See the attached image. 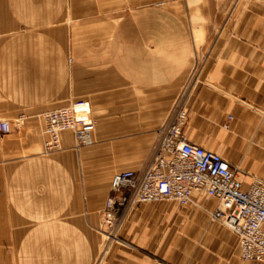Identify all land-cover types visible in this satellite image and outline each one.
Wrapping results in <instances>:
<instances>
[{
	"label": "crops",
	"instance_id": "1",
	"mask_svg": "<svg viewBox=\"0 0 264 264\" xmlns=\"http://www.w3.org/2000/svg\"><path fill=\"white\" fill-rule=\"evenodd\" d=\"M77 100L97 122L92 144L77 152L73 135H60L65 155L49 160L43 182L44 209L58 213L43 215L75 218L69 238L60 226L61 247L90 255L12 264H261L239 259L236 236L210 221L216 202L203 194L184 208L129 205L103 258L94 253L106 242L92 230L108 175L148 166L176 105L189 142L238 169L244 186L264 180V0H0V121L10 122L0 133V216L6 186L7 199L34 200L27 178L36 173L42 115ZM77 153L79 162H63Z\"/></svg>",
	"mask_w": 264,
	"mask_h": 264
},
{
	"label": "built area",
	"instance_id": "2",
	"mask_svg": "<svg viewBox=\"0 0 264 264\" xmlns=\"http://www.w3.org/2000/svg\"><path fill=\"white\" fill-rule=\"evenodd\" d=\"M90 115L86 100L44 113V153L62 150L63 132L73 135L74 148L89 145L94 128ZM185 119L184 109L174 106L157 130L148 166L141 171H119L111 177L103 226L112 229L129 205L171 201L186 207L195 194H203L216 202V207L208 211L209 218L236 236L240 260L264 264V180L253 178L244 186L238 169L219 154L188 141L183 132ZM0 132H10L7 121L0 122Z\"/></svg>",
	"mask_w": 264,
	"mask_h": 264
},
{
	"label": "rangeland",
	"instance_id": "3",
	"mask_svg": "<svg viewBox=\"0 0 264 264\" xmlns=\"http://www.w3.org/2000/svg\"><path fill=\"white\" fill-rule=\"evenodd\" d=\"M90 111H91V115H90L91 120L94 122V128L92 130L93 132L97 126V122L92 116L91 106H90ZM8 123L10 124V122ZM19 123H18L19 128H21V122ZM40 123H41V127L39 129V133H40L39 135L42 138L40 142L41 146L38 148L35 154L36 156L35 160L37 162L36 173L34 175V178L31 177L27 178L29 181H33V183L29 185L31 188L29 194L34 196V200L26 201V200L7 199V197H10L12 194L11 195L9 194V191L7 190V186L4 187L3 200L1 202L2 216H0V260H2V264H12L13 260H59L60 257H62L63 259L66 258L67 260H72L76 256L80 257V256L90 255L89 250H81V249L77 250L75 248H70V247L68 248L61 247V245H63L64 243H60L59 240L60 226L63 229V233L65 231V226L67 227V235L69 238V235H71L73 230L70 227L71 225L70 222L75 218L58 216V215L56 216L43 215L44 213L47 214L53 212L58 213V211H54V210L49 211L48 208L47 210L44 209V205H47L48 207L49 202L43 201V196H44L43 182L45 175L47 179L49 177V168H48V166H50L48 165L49 160H52L53 158H56L58 156H64L65 153L63 148L61 151L58 152H53L48 154L44 153V142L46 140V135L44 134L43 120ZM91 144L92 142L89 145L83 146L79 149L74 148L75 144H73V150L78 152L80 149L86 148ZM79 154L80 153H77L76 155L74 154L72 157H66V159L64 158L63 162L66 161L68 163V160L72 162L74 161L79 162L80 160L78 159ZM148 155H150L151 158L152 154H148ZM80 156H82V153ZM83 157L84 155L82 156V160L84 159ZM81 166H79L76 170L77 171L76 183L79 186V188L81 186H84V182H85L84 173L87 170L85 168V165H81ZM123 170H131V169H118V170H114L113 172L116 173ZM110 178L111 175H108V179ZM66 180L69 181L68 176ZM16 188L17 190H19L20 196L21 193H23V196H26L25 195L26 186L16 185ZM14 195L15 194L13 193V196ZM109 196L105 198L103 207L97 214V220H98L97 224L93 226V228L95 229L92 230L94 236L100 238V240L105 241L107 243V245L106 243L105 245L102 244L100 249L95 251L94 255L98 258L99 257L103 258L104 256H107L109 254L108 243H112L114 240H116L114 238L116 237V232H117L116 227L118 226L117 222L119 220L120 214L116 218L112 229H107L102 224L103 209L105 202ZM57 204L58 202H56L55 204L56 206L54 207H57ZM51 205L53 207L54 205L53 202H51ZM29 207L30 208L32 207L34 210H30L31 215H26L27 214L26 208ZM79 207L81 211L84 208H86L85 200L82 199L81 195H80ZM127 207H125L123 210H125ZM77 219H79L81 224L84 226L91 225V219H92L91 217L80 215L78 216ZM210 221L212 220L210 219ZM155 264H170V263H167L162 260H155Z\"/></svg>",
	"mask_w": 264,
	"mask_h": 264
}]
</instances>
